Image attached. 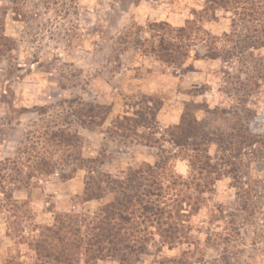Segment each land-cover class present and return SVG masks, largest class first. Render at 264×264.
Here are the masks:
<instances>
[{
	"label": "rangeland",
	"instance_id": "obj_1",
	"mask_svg": "<svg viewBox=\"0 0 264 264\" xmlns=\"http://www.w3.org/2000/svg\"><path fill=\"white\" fill-rule=\"evenodd\" d=\"M205 2L0 0V177L10 174L9 165L26 136L34 133L29 137L37 139L39 131L77 136L79 153L88 162L86 169H77L72 162L60 161L65 151L51 148L57 162L52 175L32 179L20 189H0V264H33L28 243L34 226L49 227L61 214L93 215L111 199L81 204L87 178L153 166L162 156L186 178V162L161 142L168 140L166 131L180 123L186 104L202 107L193 114L203 125L210 123L200 110L205 107L223 110L227 119L237 117L242 124L252 120L257 132H264L263 50L227 60L192 56L174 69L144 57L135 47L146 37L148 24L182 27ZM230 18L217 11L213 20L199 19V26L221 37L230 32ZM244 34L239 28L236 42L242 46ZM86 106L103 109V123L89 126L81 117ZM140 115L147 122L133 130L136 136L121 129L122 118L139 121ZM146 139L157 141L156 147L144 146ZM253 154L245 155L251 180L243 188L244 200H237L230 179H221L201 198L197 214L186 218L190 246L161 253L151 249L141 264L179 259L194 246V260L200 264H264V147L255 146ZM72 170L71 179L63 180ZM14 202L24 207L19 210Z\"/></svg>",
	"mask_w": 264,
	"mask_h": 264
},
{
	"label": "trees",
	"instance_id": "obj_2",
	"mask_svg": "<svg viewBox=\"0 0 264 264\" xmlns=\"http://www.w3.org/2000/svg\"><path fill=\"white\" fill-rule=\"evenodd\" d=\"M217 11L231 14L230 32L221 37H213L199 26V19L213 20ZM192 15L194 20L179 28H171L166 23L148 24L143 29L146 37L136 42V49L144 57L174 69L182 67L192 56L196 60H227L249 51H264V0H206L202 10ZM239 28L245 32L243 46L236 42ZM86 107L81 117L89 126L95 127L99 121L103 123V109ZM199 108L202 107L186 104L180 123L166 131L168 140L161 141L174 148L177 154L174 157L186 162V178L177 175L169 165V157L163 156L153 166L142 164L118 176L99 174L97 179L87 178L81 204L100 202L107 196L111 199L93 215L61 214L55 216L49 227L34 226V238L28 243L34 255L33 264L103 261L141 264L142 257L151 249L161 253L190 244L186 218L197 214L203 202L201 198L209 196L221 179H230L231 186L237 189V200H244L247 190L243 188H248L251 180L245 155L246 152L254 155L257 145L264 147V132H257L252 120L242 124L237 117H231V121L223 115V110L218 112L205 107L200 110L205 111L210 123L203 125L193 114ZM146 122L144 115H140L139 121L124 117L120 126L136 136L133 130L143 129ZM40 132L37 139L29 137L34 133L26 136L25 144L9 165L10 174L0 177V189L4 185L20 189L32 179L52 175L57 162L49 152L51 148L65 151L67 155L60 161L86 169L83 165L88 162L81 157L77 136ZM155 143L157 141L146 139L143 145L156 147ZM211 147L215 148L213 156ZM73 172L63 175V180L71 179ZM17 207L21 210L24 205ZM195 249L198 248L194 246L193 251L181 254L179 259L170 258L157 264H200L194 260Z\"/></svg>",
	"mask_w": 264,
	"mask_h": 264
}]
</instances>
